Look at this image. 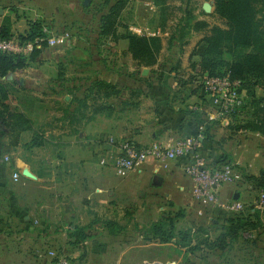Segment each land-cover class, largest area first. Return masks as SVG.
I'll return each mask as SVG.
<instances>
[{
    "label": "rangeland",
    "instance_id": "obj_1",
    "mask_svg": "<svg viewBox=\"0 0 264 264\" xmlns=\"http://www.w3.org/2000/svg\"><path fill=\"white\" fill-rule=\"evenodd\" d=\"M102 2L0 0L11 39L41 51L32 65L0 79L8 84L0 112L5 106L26 117L30 128L18 132L7 124L0 132V174L7 182L0 188V264H264V86L248 89L201 72L197 47L212 28H225L214 1L127 0L114 24L117 41L97 36L100 17L113 4ZM33 22L47 38L20 41ZM127 34L158 37L159 48L152 58L135 59ZM58 76L61 84L52 82ZM93 81L120 94L80 110L74 97ZM93 116L99 124L88 119ZM166 117L181 118L179 128L191 124L192 133L169 131ZM33 133L43 146L28 149ZM185 146L181 155L172 151ZM80 148L84 172L75 171ZM17 161L35 173L26 182ZM193 168L210 175L207 196ZM256 212V228L220 239L226 219L255 224ZM164 215L175 227L167 244L147 235ZM105 221L123 231L110 235ZM74 227L85 228L84 238L69 235ZM187 230L192 235H179Z\"/></svg>",
    "mask_w": 264,
    "mask_h": 264
},
{
    "label": "trees",
    "instance_id": "obj_2",
    "mask_svg": "<svg viewBox=\"0 0 264 264\" xmlns=\"http://www.w3.org/2000/svg\"><path fill=\"white\" fill-rule=\"evenodd\" d=\"M113 1V4L108 9V13L101 15L97 24V36L102 38L105 35L110 36L114 41L119 40L122 36H118L114 27L115 20L122 13L127 0H103L102 6L106 7ZM157 0H153L155 2ZM215 14L218 18L224 21L225 28H212L209 35L206 36L202 43L196 49V55L201 59V72L207 74L208 77H224L228 80L239 82L242 87L252 89L255 87L263 88L264 86V0H213ZM156 3V2H155ZM91 4L83 5V9H87ZM196 28L205 27L204 23H196ZM119 26V25H117ZM187 25L182 30L189 28ZM43 27L38 22L28 23V31L25 36H19L18 39L25 43H35L40 39H46V34L42 31ZM183 34V33H181ZM106 37V36H105ZM0 38L11 39V19L4 16L0 21ZM129 41V45L135 59L140 60L143 57H153V48L158 49V37H137L131 34L124 35ZM45 43H40V46H45ZM41 51L34 49L26 57L23 55H14L0 53V79L8 73L15 70L26 68L35 62ZM148 65V63H146ZM62 77H57L52 80L55 84H61ZM149 85V84H148ZM62 87V86H61ZM203 89V88H202ZM8 84L4 85L0 82V102L8 98ZM66 92L72 89H65ZM114 87H109L101 81H93L82 94L81 98L74 97V101L78 107L89 109L88 102L95 103L98 100H107L110 97L119 96ZM79 98V99H78ZM72 103L70 100L67 105ZM1 105V104H0ZM3 111L0 112V126L11 125L18 132L30 130L29 120L22 115L10 114L5 106H1ZM107 107H98L105 109ZM93 110L94 112L99 110ZM91 118H89L90 120ZM260 131L262 128L254 127ZM264 128V127H263ZM263 130V129H262ZM43 146L41 135L33 133L30 142L26 148L35 149ZM257 181V180H255ZM260 185L264 186V172L260 176ZM176 217H179L177 215ZM256 220L255 224L250 223L247 219H241L239 216L226 219V226L222 227L220 239L227 236L235 237L245 227L256 228L260 221V213L250 216ZM173 219L165 215L158 222L150 226L147 235L161 240L163 244L169 243V240L174 237ZM104 227L110 235H117L123 231L118 223L114 221L103 222ZM259 225V224H258ZM85 228L74 227L69 233L71 237L79 235V239L84 238ZM179 235H192L190 230Z\"/></svg>",
    "mask_w": 264,
    "mask_h": 264
},
{
    "label": "built area",
    "instance_id": "obj_3",
    "mask_svg": "<svg viewBox=\"0 0 264 264\" xmlns=\"http://www.w3.org/2000/svg\"><path fill=\"white\" fill-rule=\"evenodd\" d=\"M32 46H33L32 44L21 45L19 42H17L14 39H1L0 38V53L19 54V53L24 52V51L30 53L32 51L31 50ZM205 83L208 86H212L213 81L206 80ZM186 147L187 146L183 147L182 149H175L174 148L172 151H175L181 155L183 152L186 153V149H187ZM133 157H135V152L130 151V154L128 157L129 161H127V163H129L128 166L133 165V162H134ZM191 174L194 175L196 181L198 182L197 184L200 188L201 195L207 196L210 192V189H211V183L209 180L210 175L207 173V171H203L199 168H193L191 171ZM217 174L221 177L222 173L218 172ZM14 178H16V176Z\"/></svg>",
    "mask_w": 264,
    "mask_h": 264
},
{
    "label": "crops",
    "instance_id": "obj_4",
    "mask_svg": "<svg viewBox=\"0 0 264 264\" xmlns=\"http://www.w3.org/2000/svg\"><path fill=\"white\" fill-rule=\"evenodd\" d=\"M53 82V81H52ZM164 93H165V91H163ZM162 92V93H163ZM163 93V94H164ZM164 100V95H162L159 99H158V107L160 108V110L162 111V108H161V106L163 107L164 106V104L163 103H165V101H163ZM163 104V105H162ZM165 107V106H164ZM166 108V107H165ZM171 117V116H170ZM169 117V119H167L168 117H166L165 119H164V123H165V125L168 127V130L170 131V129L172 128V129H174V128H177L178 129V132H180V134H182V132H183V134H191L192 133V131L193 130H191V131H188L190 128H192V126H191V124H189V123H186V121H185V126H183V123H184V121L183 122H181L180 124H181V127L179 128L178 127V125H179V121H181V118H179L178 119V117H172V118H170ZM98 118V116H96V117H92L90 120L91 121H93L92 123H94V122H97L98 124H99V118ZM89 119V118H88ZM182 127L184 128V131H182ZM81 148H80V151L78 150L77 151V154H76V157H79L78 158V163H77V165H76V168H75V171L76 170H78V171H81V172H84L83 171V166H84V164H85V161H83L84 160V157H80V155H81V153H79V152H81ZM71 156V155H70ZM73 157V156H72ZM66 158L67 157H62V160L61 161H63V162H65L66 161ZM51 165H52V163H53V161H52V163H51V161L49 162ZM4 165H3V162H2V160H1V157H0V170L2 171L3 169H4V167H3ZM16 168H22V170H24L25 168H24V166L22 165V163L20 162V161H17V163H16ZM70 168H74V166H72V167H70L69 166V169ZM26 171H28L30 174H32V175H34L35 173H34V171H32L31 170V168H30V166L29 165H27V170L25 169L24 171H23V173H25ZM1 176H0V188L2 189V190H5V185L7 184V182H6V179L5 178H2V173L0 174ZM22 180L24 181V182H26L27 180H28V178H26V177H24V176H22ZM85 182V179H82V183H84Z\"/></svg>",
    "mask_w": 264,
    "mask_h": 264
},
{
    "label": "water",
    "instance_id": "obj_5",
    "mask_svg": "<svg viewBox=\"0 0 264 264\" xmlns=\"http://www.w3.org/2000/svg\"><path fill=\"white\" fill-rule=\"evenodd\" d=\"M210 5L209 4H207V3H204L203 5H202V10H203V12L204 13H209L210 12ZM4 15V10H3V8L2 7H0V17H2ZM147 74V70H143L142 71V75H146ZM8 78H11V76L9 75L8 76ZM67 99V98H66ZM4 131V129H3V127H1L0 126V132H3ZM24 176L26 177V178H32V175L29 173V172H25L24 173Z\"/></svg>",
    "mask_w": 264,
    "mask_h": 264
}]
</instances>
